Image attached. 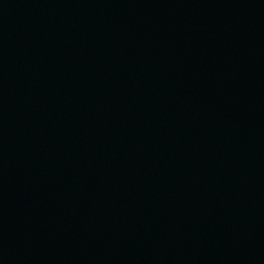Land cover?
<instances>
[{"label": "water", "instance_id": "obj_1", "mask_svg": "<svg viewBox=\"0 0 264 264\" xmlns=\"http://www.w3.org/2000/svg\"><path fill=\"white\" fill-rule=\"evenodd\" d=\"M0 264H264V0H0Z\"/></svg>", "mask_w": 264, "mask_h": 264}]
</instances>
